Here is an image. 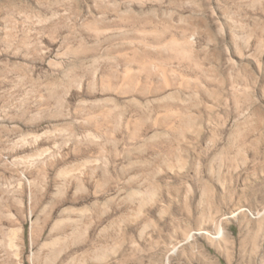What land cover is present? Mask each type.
Instances as JSON below:
<instances>
[{
	"label": "rangeland",
	"instance_id": "374dc122",
	"mask_svg": "<svg viewBox=\"0 0 264 264\" xmlns=\"http://www.w3.org/2000/svg\"><path fill=\"white\" fill-rule=\"evenodd\" d=\"M0 264H264V0H0Z\"/></svg>",
	"mask_w": 264,
	"mask_h": 264
}]
</instances>
